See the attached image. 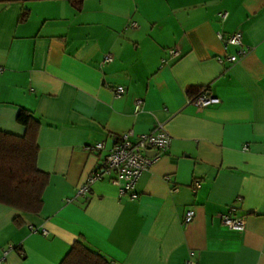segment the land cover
<instances>
[{"label": "crops", "instance_id": "0c3cea01", "mask_svg": "<svg viewBox=\"0 0 264 264\" xmlns=\"http://www.w3.org/2000/svg\"><path fill=\"white\" fill-rule=\"evenodd\" d=\"M80 1L0 0V130L24 135L33 112L49 175L40 214L0 203V264H61L76 241L117 264H264V0ZM202 90L219 102L191 104ZM158 123L171 144L137 197L110 174L78 194L122 135Z\"/></svg>", "mask_w": 264, "mask_h": 264}, {"label": "trees", "instance_id": "16d2710c", "mask_svg": "<svg viewBox=\"0 0 264 264\" xmlns=\"http://www.w3.org/2000/svg\"><path fill=\"white\" fill-rule=\"evenodd\" d=\"M72 2L77 7L81 6L80 0ZM17 119L26 128L24 135L0 130V203L24 213L40 214L44 207L43 195L49 183L48 173L39 169L37 164L40 121L25 108L20 109ZM15 222L20 225L22 219L17 217ZM61 264L117 263L76 241Z\"/></svg>", "mask_w": 264, "mask_h": 264}, {"label": "built area", "instance_id": "2783aa9c", "mask_svg": "<svg viewBox=\"0 0 264 264\" xmlns=\"http://www.w3.org/2000/svg\"><path fill=\"white\" fill-rule=\"evenodd\" d=\"M223 19L228 17V12L221 14ZM136 25V23H133ZM219 37L222 38V34L219 33ZM227 44L238 45L243 50L242 34L235 32L230 35L227 40ZM170 54L173 57H178L180 52L175 49L170 50ZM113 59L111 54L105 56V61H111ZM230 60L236 61L237 55H231ZM125 92L124 86L120 85L116 87L115 94L117 96L122 95ZM191 104L206 107L211 104L219 102V99L211 96L206 91L202 92L198 96L190 100ZM142 100L137 99L135 101V110L139 111L142 108ZM171 144V136L165 130L162 123H158L154 129L147 133L137 134L133 131L122 135L116 142V144L110 148L103 164L95 170L89 177L88 182L79 188L78 194L85 195L90 186L104 178L105 175L110 174L112 177L110 181L118 185L121 194H130L132 197H137L134 192L135 186L144 171L148 170L153 163L157 160L158 154L168 150ZM105 148V142H99L95 145H88V150H103ZM157 151V155H148V151ZM167 179H170L168 177ZM177 190V188H173ZM195 211L189 209L185 215V223H189L193 220ZM223 223L232 230H242L245 227V220L240 217H234L231 214H224L222 216ZM44 234H47L46 229H42ZM186 264H196L194 260H189Z\"/></svg>", "mask_w": 264, "mask_h": 264}, {"label": "water", "instance_id": "95a60500", "mask_svg": "<svg viewBox=\"0 0 264 264\" xmlns=\"http://www.w3.org/2000/svg\"><path fill=\"white\" fill-rule=\"evenodd\" d=\"M147 154L150 155V156H152V155H155V154L157 155L158 152L157 151L150 150V151L147 152Z\"/></svg>", "mask_w": 264, "mask_h": 264}]
</instances>
